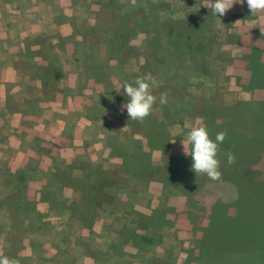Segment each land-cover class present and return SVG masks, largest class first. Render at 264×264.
I'll return each instance as SVG.
<instances>
[{
    "label": "trees",
    "instance_id": "1",
    "mask_svg": "<svg viewBox=\"0 0 264 264\" xmlns=\"http://www.w3.org/2000/svg\"><path fill=\"white\" fill-rule=\"evenodd\" d=\"M155 3H157L156 7L154 6L153 9H149L148 13H145L139 2L109 0L108 3L102 5L103 8L101 7V9L104 11L106 20H116V30L111 33L109 29H104L101 26L98 28L103 31L105 36L97 38L95 36V49L98 47L99 50L102 45L107 55L106 59L100 58L98 50L84 51L86 56L83 58L82 72L85 78H91L95 83L101 84L100 89L95 88L94 105L90 104L93 99L85 103L88 104L86 105L87 115L89 120L95 123V136L98 132L104 134V141L108 144L110 141L112 153L119 155L121 164L112 171L105 170L100 152L95 150V159H93L94 157L87 150L91 152L94 150L88 146L80 147V150H84V155L78 153L79 147H75V158L67 160L57 154L55 143L50 145L45 143L38 150L43 152L42 154L47 159L39 158L41 161H38V164L43 165L48 170L46 175L36 171L27 173V170L21 169L14 175L17 183L20 182V188L15 187L16 189L12 192L13 195L10 194L11 192L5 193V197L7 195L8 197L4 204L9 208L17 209L13 217L20 222V225L13 224V227L17 229L19 227V235L28 232L30 238L26 243H29L33 259H36L37 264H56L53 261L56 259V255L52 256V259L47 258L48 256L44 253L39 257L36 256V248L33 244L36 240L45 239L47 234L38 226L33 228L36 222L39 221L38 225L40 224V217L39 214V219L30 216V201L35 204V195L41 194L52 203L53 208L61 210L53 203V201L57 203L60 201L59 193L54 191L59 190L60 192L61 186H72L74 185L73 182L80 180L81 183L83 180L86 182V189L81 190V200L72 202L66 210L70 209L71 213L74 210L75 214L80 212L84 218L90 216V219L99 216L106 217V213L110 211L111 214L107 217H112L116 222L114 226L111 223L102 227L99 236L103 238L102 245L105 248L97 249L99 255L92 253L89 248L87 252H84L93 257V264H138L137 261L149 264H170L173 262L172 250L160 248L156 243V235H159L164 227L174 229V235L177 238L187 239L190 243L189 250L198 251L201 260L213 258L220 264L264 263V257H262L264 255V223L258 222L259 225L255 227L253 224L254 221H257L255 219L248 227L244 228L232 227L227 224L228 220L219 213L218 206L216 209H211L208 201L211 196H215L216 203L218 200L223 201L222 198L229 197L207 192L210 187L207 184L208 177L203 174H196L191 170L192 158L190 155L176 157L167 151L169 132L166 124H164V119L173 118L175 120V117L183 111L180 107L190 108L194 101L187 98H176L173 101L167 100L169 102L166 104H160V101L156 100L151 114L143 122L131 120L127 115L126 108L119 110L114 105L118 104L117 106L122 108V105L127 102L128 98L124 94L123 84L126 81L133 82L137 77L145 74L154 75L155 73L158 75L160 72L164 82H177L174 80L175 76L166 73L172 68L169 67L170 64L175 70L185 65L188 68L187 78L193 75L192 62L186 57L187 55L191 56L193 51L190 50L196 48V43L192 37L193 32L191 36V31L189 34L187 32L189 30L181 29L178 24L179 21H174L172 18L169 21L171 33L157 35V32H154L153 36L150 37V44H154L155 41L156 48L165 56L160 66L158 65L160 62L153 58H146L143 64L136 63L135 70H128L124 63L122 64L121 54L126 55L134 49L133 45L129 43V39L139 30H142L145 25L159 21L158 5L162 4L163 1L160 3L158 0ZM195 27L197 26H194V31H196ZM252 30L257 37L255 40H253L254 37L247 38L242 43L243 50L239 61L243 64L241 67H244L245 71L244 75L238 76V78L245 88L253 92L256 97L254 96L248 102H238V104L223 106L216 110L205 111L202 109L200 112L213 140H215L218 132L227 133L225 140L219 145L217 154L220 161L221 180L229 184L233 188V192L239 190L248 198L255 195L256 191L264 190V178L260 176V168L255 167L261 156L264 157V26H255ZM111 58H115L117 64H109L108 60ZM181 59L183 62L179 63ZM174 64L178 65L174 66ZM196 75L199 77L202 74ZM179 80H182V77ZM183 83L186 81L182 80L180 84ZM117 84L118 87H115ZM116 89L120 90L117 91ZM112 107L116 116L109 117L110 121L106 123L107 125H103L102 119H107V113ZM155 107H159L162 113L161 118L155 114ZM235 113L240 114L237 116L240 119L237 122H232ZM218 114L230 117V119L227 118L228 120L224 119L218 122L216 121ZM114 117L129 119L127 130L114 125L113 123L117 122L116 118L111 119ZM256 121L258 122L256 123ZM254 127L255 130L257 128L259 139L249 136L248 130H252ZM239 128L242 129V135L237 134L238 131L236 130ZM135 134L142 137L137 139L133 137ZM125 136L127 137L126 140H122ZM114 137L117 138L113 139ZM154 149L163 152V158L159 165L150 160L151 151ZM229 151L235 154L236 159L233 164H229L227 161ZM223 165L225 169L222 171ZM75 169L80 171V175H73ZM152 179L161 182L163 196L170 194L178 196L179 201L175 206H168L160 202L162 200L160 198L158 204L148 212L121 208L120 213H115L119 209L120 203L127 200L126 197L129 198L130 194L135 195L139 191V189L135 190L136 192L130 190L128 188L129 181L141 182ZM202 192H207L208 197L206 199L200 195ZM31 193H35L33 197H31ZM88 195L90 196L89 199L87 198ZM228 201L241 202L235 200V197ZM86 202L88 204L84 207ZM213 212H215L214 216H218L219 222L224 225L218 230L210 225V216ZM23 219L27 220L25 226L21 224ZM85 226L91 230V223L85 221ZM111 230H114L113 234ZM53 232L52 237L59 234L60 231ZM252 232L257 233L256 239L252 238L251 235L244 237ZM4 245L6 251L2 256L15 259L18 264L29 262L24 255L22 256L17 252L19 248L22 249L24 246L22 241L13 238L10 240L9 238L4 242ZM134 249L137 250L134 251Z\"/></svg>",
    "mask_w": 264,
    "mask_h": 264
},
{
    "label": "rangeland",
    "instance_id": "2",
    "mask_svg": "<svg viewBox=\"0 0 264 264\" xmlns=\"http://www.w3.org/2000/svg\"><path fill=\"white\" fill-rule=\"evenodd\" d=\"M109 0H100L99 5L96 4L95 0V11L91 14L90 12L86 11L83 18H78L77 22L75 23V33H79L80 39L76 43V59L77 61H83V58L86 56L85 52H91L92 49L98 50V47L95 49V36H105L103 31L98 27H103L104 29H109L111 33L116 30L115 26L117 22L115 19L106 20L104 18V11L101 9L102 5L108 3ZM117 2H131L133 0H115ZM158 0H135V2H139L141 8H143V12L148 13L149 9H153L154 6L156 7L155 2ZM163 1L162 4H159V15L160 19L156 23L145 25L142 30H139L132 38L129 39V43L133 45L134 49L130 50L128 54H121L120 59L123 61L122 64L126 66L128 70H135L136 63H144L146 58H153L160 62L158 65L160 66L163 63V57H165L155 46L154 44H150V37L153 36L154 32H157V35H165L171 33L170 30L171 24L169 23L170 19L172 18L174 21H179V27L183 30L186 29L191 36L193 32V39L195 41L196 48L193 51L191 56L187 55V59L191 60L192 62V77L187 78L188 68L187 66H180V69L175 70L173 69V65H169L172 67L170 70H167L166 73L175 76L174 80L177 82L167 83L163 81V77L161 76L160 72L158 75L154 73V77L159 82V86L153 88V94L157 97V100L160 101L161 93H167V100H175L176 98H187L194 101L192 107H180L183 111L175 117V120L165 118L166 128L169 132V140L167 145V151L169 154L172 155H185L183 151V144L182 140L186 142L187 133L192 126H194L198 121L205 124L202 115L200 112L202 109L205 111H209L211 109L222 108L223 106H229L233 104H238V102H248L253 99L256 95L253 92L247 90L245 86L242 84L241 80L238 76L242 77L244 75V67L241 61H239V57L242 54L241 43L247 38L256 39L257 35H254V31L252 28L254 26L259 27V25H264V16L258 17L256 20H249L246 19L249 16L245 14L240 18V16H232L230 19H224L218 16H202L196 17V12L191 5L193 0H160ZM165 3V4H164ZM164 4V5H163ZM93 5V4H92ZM98 6L100 9H98ZM103 8V7H102ZM98 9V10H97ZM97 10V11H96ZM218 17V18H217ZM245 18L240 22V19ZM104 19V21H103ZM196 19H199V24L197 25L196 31H194L195 23L197 22ZM204 21V22H203ZM131 23V22H130ZM129 23V24H130ZM241 23V25H239ZM95 24V25H93ZM93 25V26H91ZM238 26L241 27L240 33L236 31ZM156 30V31H154ZM170 30V31H169ZM238 41V43H237ZM256 42V41H255ZM95 45V46H94ZM84 49V50H83ZM188 50V49H187ZM99 53L101 59H106L105 49L101 45L99 47ZM124 52V51H123ZM80 58V59H79ZM88 58V56H87ZM238 59V61H237ZM109 64H117L116 59L108 60ZM183 62L182 59L179 63ZM195 62V63H193ZM121 64V66H122ZM71 68H74V64H68ZM178 64H174L176 66ZM123 68L124 70H127ZM201 73L202 75L196 77ZM182 77V80L186 81V83H182V80H179ZM179 80V81H178ZM62 81V82H61ZM69 81L65 78L58 81V89L60 91H64L67 87ZM90 85L88 88L84 90L87 91L85 95V102L91 101V99L86 98L88 93L92 91L95 94L96 89L101 88V84L94 83L93 80L86 81L84 83V87ZM118 87V84L117 86ZM96 88V89H95ZM71 91H69V95H71ZM83 89L77 90L76 96H72L71 101L76 102L79 100V95L83 96L84 93ZM75 93V92H74ZM65 95V93H64ZM89 98V97H88ZM94 101V97L92 98ZM76 100V101H75ZM80 101V100H79ZM169 102V101H167ZM85 104V103H84ZM83 103H77L75 105L74 113H71V117L64 116V112L57 113L56 116L62 118V122L60 121L59 124L63 125L64 121L67 126L66 130L63 131L60 136H55L56 139L53 140L54 132L47 133V139H49L50 144L55 143L57 147V154L64 158H75L76 149L75 147H79L78 153L84 155V150H80L82 146H88V148H93V152L87 150L89 154H92L95 159V150L100 152V158H102V165L105 170L112 171L116 167L121 164V158L117 153L113 154L109 144L104 141V134L102 132H98L95 136V128H88L83 118L86 116V113L83 108ZM119 110H123L117 106L118 104H114ZM62 110H68L66 106H61ZM72 112V111H71ZM220 113V112H218ZM155 114L162 117V113L159 107H155ZM235 113L234 121L237 122L238 115ZM53 118L55 117L54 114ZM111 116H116L115 112L113 113V107L107 113V119L103 120V125H107L110 121ZM206 116V115H205ZM217 120H228L230 117L222 116L218 114ZM240 117V116H239ZM117 119V117L111 119ZM228 118V119H227ZM78 122L79 125H77ZM130 122L129 119L125 117H118L117 122H114V125L120 127L122 129L128 128L127 123ZM258 121H256L257 123ZM95 126V123H93ZM94 130V132H93ZM242 129L239 128L237 134L242 135ZM93 132V133H92ZM250 133L249 136H253L255 139L258 138V131L255 127L252 130H248ZM264 135V134H263ZM262 136V135H261ZM54 137V138H53ZM133 137L139 139L142 136L139 134L133 135ZM114 137L113 139H116ZM127 138L126 136L123 137ZM108 139V138H107ZM54 141V142H53ZM40 143V141H38ZM111 145L113 143L111 142ZM87 148V149H88ZM163 158V152L159 149H154L151 151L150 160L152 163L159 165ZM75 164V163H74ZM76 165V164H75ZM30 166L32 172H38L39 174H44L48 172V170L43 166L38 164L33 165V162L30 161ZM257 169L260 170V176L264 178V157L261 156L255 166ZM37 168V169H35ZM225 166L223 165L221 170L223 171ZM74 176L80 175V171L75 169L73 171ZM207 181L208 185L210 186L207 190L208 193H217L229 197V198H222L220 201L218 200L217 203L215 202V196H211L208 203L211 209H216L218 206L219 213L228 220L227 224L231 225L232 227H248L255 219L253 224L255 227L259 225V223H264V190L258 192L252 197H245L243 193L239 190H234V192H228V187L226 186L227 183L219 178L218 180H211L208 178ZM81 181V180H80ZM80 181L73 182L74 185H65L61 186V190L54 191L59 193L60 201L59 203H53L61 208V210L57 208H53L52 203L46 200V197L42 196L41 194H36L35 204L30 201V216L34 219H39L38 214L40 217V224L36 222L33 225V228H41L47 235L45 239L36 240L34 242V246L36 248V256L39 257L41 254H46L47 258L52 259V256L56 255V259L53 260L56 264H93L94 259L91 255H87L84 252L91 250L92 253L99 255L97 249H102L101 247L105 248L103 244V238L99 236L101 233V229L105 225H109L113 223L115 225V220L112 217H107L111 214L110 211L106 213V217H97L90 219L89 217L84 218V216L80 212H76V214L71 213L70 209L66 210L68 206L71 205L72 202H79L81 200L82 194L81 190L86 189V182L83 180L81 183ZM35 188V187H32ZM128 188L133 191H139L135 194L129 195V198L126 197L125 202H121L119 209L115 213H120L121 208L127 209H135L140 210L141 212L146 211L148 212L151 210L152 207L158 204V199L162 200L160 202L165 203L168 206H171L175 203L176 198L173 195H162V184L156 179L152 180H142L141 182L136 181H129ZM60 189V188H59ZM135 191V192H136ZM227 194H222L226 193ZM207 192H202L200 195L206 199L208 197ZM36 193V192H35ZM35 193H31V197L34 196ZM233 195V196H232ZM89 195L87 198L89 199ZM200 197V196H199ZM235 197V200L241 202H232L228 201L230 198ZM91 203V200H89ZM87 202L85 203L84 207L87 206ZM35 205V206H34ZM83 206V204H81ZM81 205H79L81 207ZM34 207V209H33ZM64 208V209H63ZM75 209V208H73ZM78 210V208H77ZM95 212V211H94ZM215 212L210 216V225L215 229H220L224 225L219 222L218 216H214ZM81 216V217H79ZM81 218V219H80ZM36 221V220H35ZM86 223H91V230L85 226ZM259 222V223H258ZM112 226V227H113ZM249 230V229H248ZM53 231H60L59 234L54 235ZM111 233H114V230H111ZM110 233V234H111ZM251 237L257 238L258 235L256 232H252L251 234H247L244 237ZM173 230L171 228L164 227L162 228L159 235H156V243L160 246V248H169L172 250L173 253V262L170 264H191L193 260H199V252L198 251H190L189 250V243L185 240L181 241L180 243L177 241H173ZM84 237V239H82ZM106 237V236H104ZM49 238V239H48ZM1 243V242H0ZM27 246H23L22 249H25V252L32 253L29 243L26 244ZM84 246L86 249L84 250ZM137 249H134V251ZM110 254V252H107ZM95 256V255H93ZM33 257V255H32ZM264 257V255H262ZM33 259V261H29L26 264H37ZM138 264H149L147 262H140L137 261ZM200 262V261H199ZM135 264V263H133ZM137 264V263H136ZM201 264V263H198ZM203 264H220L213 258H209L208 260L203 259ZM258 264H261L258 262ZM264 264V263H263Z\"/></svg>",
    "mask_w": 264,
    "mask_h": 264
},
{
    "label": "crops",
    "instance_id": "3",
    "mask_svg": "<svg viewBox=\"0 0 264 264\" xmlns=\"http://www.w3.org/2000/svg\"><path fill=\"white\" fill-rule=\"evenodd\" d=\"M207 2L208 0H193L192 4L195 5L189 8L195 7L196 17L218 16L230 19L235 15L240 18L245 17V14L251 15L247 0L243 4H234L223 16L213 14L212 9L204 5ZM99 3L100 0H96V4ZM86 11L91 14L95 11V0H0V256L5 253L4 242L9 238L19 239L25 246L30 238L28 232L19 235V227H13V224L20 225L13 217L17 209L4 204L8 197H5V193L11 192L13 195L15 187L20 188V182L17 183L14 175L21 169L27 170V173L32 172L30 161L36 165L41 161L39 158L47 159L38 150L45 143L50 145L47 133L55 131L54 137L60 136L69 127L65 121L63 125L59 124L62 118L71 117L77 103H86L83 99L87 91L85 93L84 90L90 85L84 87V83L85 80L93 79L85 78L82 72L83 61L79 62L75 57L80 35L74 30L78 18H83ZM263 16L264 12L245 18L253 21ZM245 18L240 19V22ZM196 20L195 26L199 24V19ZM262 26L264 25H259ZM241 27L243 26L237 27L238 33ZM241 48L243 49L242 43ZM68 64H74L75 67L71 68ZM64 78L69 82L62 92L57 85ZM79 89L80 93L83 89V96H78L80 101L72 102V96H76L74 94ZM94 96L91 91L86 98L92 100ZM91 102L94 105V101ZM62 105L68 110H62ZM86 105L88 104L83 105L86 113L83 120L88 128H94V122L87 115ZM62 111L65 113L62 118L56 116ZM75 123L79 125L78 122ZM226 186L230 193L233 188L229 184ZM171 195L176 198L171 206H175L179 198L175 194ZM21 224L25 226L27 220L23 219ZM172 230L174 234V229ZM176 238L174 235L173 241L180 243L185 240L189 243L187 239ZM188 245L190 247V243ZM25 251L19 248L17 252L29 261L32 260V253ZM200 260H193L191 264H203V260Z\"/></svg>",
    "mask_w": 264,
    "mask_h": 264
},
{
    "label": "clouds",
    "instance_id": "4",
    "mask_svg": "<svg viewBox=\"0 0 264 264\" xmlns=\"http://www.w3.org/2000/svg\"><path fill=\"white\" fill-rule=\"evenodd\" d=\"M236 3L243 4L244 0H208L204 5L211 8L213 14L223 16ZM247 7L251 15L255 16L264 12V0H247ZM158 86L159 82L151 73L137 77L133 82L126 81L123 84L124 94L128 99L122 108H126L127 115L131 120L143 122L151 114L157 100L153 94V88ZM166 103L167 93H161L160 104ZM226 136L227 133L221 131L216 134L215 140H213L205 124L198 121L192 126L187 133L186 142L182 140L184 154L190 155L192 158L191 170L196 174L206 175L210 180H218L221 177V171L217 154L219 145L223 143ZM235 159V154L229 151L228 163H235ZM0 264H18V261L2 256L0 257Z\"/></svg>",
    "mask_w": 264,
    "mask_h": 264
}]
</instances>
